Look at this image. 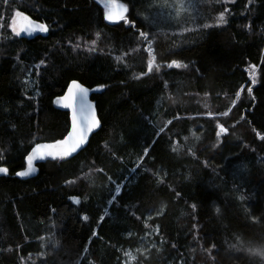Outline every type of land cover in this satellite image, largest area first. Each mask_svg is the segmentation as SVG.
<instances>
[{
  "label": "trees",
  "instance_id": "obj_1",
  "mask_svg": "<svg viewBox=\"0 0 264 264\" xmlns=\"http://www.w3.org/2000/svg\"><path fill=\"white\" fill-rule=\"evenodd\" d=\"M117 2L135 27L98 0H0V264H124L137 248L134 264H261L246 249L264 246V0H196L179 34L154 0ZM17 11L48 31L16 36ZM73 79L99 129L17 179L35 144L67 134L53 100Z\"/></svg>",
  "mask_w": 264,
  "mask_h": 264
},
{
  "label": "snow or ice",
  "instance_id": "obj_2",
  "mask_svg": "<svg viewBox=\"0 0 264 264\" xmlns=\"http://www.w3.org/2000/svg\"><path fill=\"white\" fill-rule=\"evenodd\" d=\"M7 0H5V3ZM161 7H176V15H179L180 9L184 7L183 4H180L179 6H175L173 4L167 3V0L160 5ZM188 6L189 7H195L196 6V0H188ZM104 19L106 21H109L110 23H119L121 20H123L126 24H129L132 27H135L134 21H130L127 18V12L128 7L126 4L118 3L117 0H104ZM227 11V9L225 10ZM16 17H19V23H17ZM218 24H224L226 23L224 13H220L218 20ZM9 27L11 28L12 32L19 36L21 32H25L29 35H31L34 32H41L46 33L48 31V27L46 24L42 22H37L32 20L28 15L24 14L23 12L17 11L15 13V17L12 19L11 23L9 24ZM205 28L209 27V25L205 24ZM139 37L144 38L145 41L150 45L152 41L149 39V33L143 30L138 31ZM97 36H99V33H97ZM92 44L95 45L96 41L93 40ZM89 51H95V48L89 49ZM146 51L149 52L151 55L152 49L146 48ZM41 64L44 63V61H40ZM153 61L150 59L148 61V71L150 72L152 70ZM187 67V65H182L180 62L176 60H172L168 67ZM254 68V66H253ZM159 66L156 67V71L158 72ZM143 75V73H142ZM252 85H255L257 83L255 74L253 72L252 74ZM104 85H99L96 90L103 89ZM91 91L90 87L85 86V84L78 82L76 79L71 80L67 84V90L66 92L57 98L56 104L61 105L65 109L71 110V127L67 129V134L62 138L55 140L53 143H38L35 144L34 147L31 148V151L27 154L25 157V160L27 162V168L22 171H16L15 175L18 177H28L30 174L35 173L37 171V168L34 166V161L36 160H43L45 158L51 157L52 159H63L65 157H68L72 155L73 153H76L79 149H81L88 140V136L90 133H92L96 128L100 127L99 120L97 116L94 113V105L89 100V92ZM248 93L251 95L252 93V87L249 86L247 89ZM237 98L240 97V92L238 91L236 93ZM253 99H255L253 97ZM235 103V101L233 102ZM222 116H227V112L220 113ZM243 119V117H241ZM218 131L216 132L217 137V145L221 143L220 137L222 135H226L228 133V129L224 127L223 125H217ZM164 129L161 128L160 132H163ZM264 139V137H261ZM217 145H213V147H216ZM145 154L148 152V148L144 149ZM207 162H205L206 164ZM8 168L0 166V174H7ZM120 188H117V193L120 192ZM177 196L180 195V193L176 194ZM75 203H79V200L75 197L70 198ZM193 211H195V204L192 206ZM216 211L219 212L220 209L216 208ZM83 220H88V216L84 215L82 217ZM103 217H101V220ZM255 219V218H254ZM193 228H196V225H193ZM93 236H96L97 233L94 230L92 233ZM43 239V238H41ZM175 247V245H173ZM214 247V245H213ZM235 247V245H233ZM86 251V250H85ZM246 251L250 254L257 252V247H250L247 248Z\"/></svg>",
  "mask_w": 264,
  "mask_h": 264
},
{
  "label": "rangeland",
  "instance_id": "obj_3",
  "mask_svg": "<svg viewBox=\"0 0 264 264\" xmlns=\"http://www.w3.org/2000/svg\"><path fill=\"white\" fill-rule=\"evenodd\" d=\"M104 5V0H98ZM155 4L154 6V16L156 17L158 22H163L165 24H168L170 27H175V26H180L179 29L177 30V34L187 30L188 26L185 24L190 19V16L193 13L194 7H189L188 6V0H167V3L173 4L175 6H179L180 4H183L184 7L180 9L179 15H176V7H161L165 0H154ZM15 17V13L13 14L12 19ZM155 19V21H156ZM17 23H19L20 18L16 17ZM11 23V22H10ZM188 23V22H187ZM11 29V28H10ZM22 35V32L20 33ZM215 145H217V137L214 142ZM141 245L139 250L141 252H146L149 250V243L147 239H144L141 241ZM138 249V248H137ZM130 250L127 249L123 252L122 258H123V263L124 264H134L137 260V255H136V250Z\"/></svg>",
  "mask_w": 264,
  "mask_h": 264
},
{
  "label": "water",
  "instance_id": "obj_4",
  "mask_svg": "<svg viewBox=\"0 0 264 264\" xmlns=\"http://www.w3.org/2000/svg\"><path fill=\"white\" fill-rule=\"evenodd\" d=\"M107 23H110L109 21H106ZM112 24V23H111ZM37 33H40V32H34V33H32L31 35H29V34H27V33H25V32H22V35H24V36H27V37H32V36H34L35 34H37ZM66 90H67V87L65 88V90H64V92H63V94L66 92ZM90 93H91V91L89 92V96H90ZM62 94V95H63ZM62 95H60V96H62ZM60 96H58V97H60ZM58 97H56L54 100H53V106L56 108V109H58V110H60V111H65V112H68L69 113V119H70V127H71V110L70 109H65V108H63L61 105H57L56 104V100H57V98ZM90 100V99H89ZM91 101V100H90ZM92 102V101H91ZM92 104H93V102H92ZM94 105V104H93ZM94 113H95V115L97 116V112H96V109H95V107H94ZM97 118H98V116H97ZM99 120V119H98ZM99 123H100V121H99ZM99 129V127L98 128H96L92 133H90L89 134V136H88V140H87V143H88V141H89V139H90V137H91V135L94 133V132H96L97 130ZM50 143H53V142H50ZM87 143L81 148V149H79L76 153H73L72 155H70V156H74V155H76L79 151H81L86 145H87ZM35 146V145H34ZM33 146V147H34ZM31 151V149L29 150V152ZM28 152V153H29ZM27 153V154H28ZM70 156H68V157H70ZM47 160H53L51 157H48V158H45V159H43V160H36V161H34V166L37 168V171L35 172V173H32V174H30L28 177H23V178H21V177H18V176H16V178L17 179H19V180H27V179H31V178H33V177H35L37 174H38V167H37V165L39 164V163H41V162H44V161H47ZM27 163V162H26ZM27 168V165L23 168V169H21V170H19V171H22V170H25Z\"/></svg>",
  "mask_w": 264,
  "mask_h": 264
},
{
  "label": "clouds",
  "instance_id": "obj_5",
  "mask_svg": "<svg viewBox=\"0 0 264 264\" xmlns=\"http://www.w3.org/2000/svg\"><path fill=\"white\" fill-rule=\"evenodd\" d=\"M251 255L258 257L261 261V264H264V246H258L257 252Z\"/></svg>",
  "mask_w": 264,
  "mask_h": 264
}]
</instances>
